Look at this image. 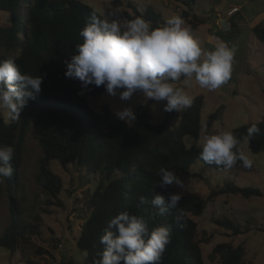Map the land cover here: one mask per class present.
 <instances>
[{
  "label": "trees",
  "instance_id": "1",
  "mask_svg": "<svg viewBox=\"0 0 264 264\" xmlns=\"http://www.w3.org/2000/svg\"><path fill=\"white\" fill-rule=\"evenodd\" d=\"M195 2L182 0L181 3L189 9ZM0 11L9 16L8 23H0V59L12 58L22 73L43 76L41 91L34 93L35 99L29 100L19 121L0 114V145L14 148L9 162L12 175L3 180L10 219L0 235V246L14 252L29 241L28 233H38L34 225L22 221L15 197L25 134L31 130L40 147L34 178L49 198L58 199L62 190L60 176L50 168L53 160L64 167L69 163L76 164L86 174L99 177L98 184L86 195L89 213L83 218L76 237V246L85 252L86 264H94L99 259L103 250L100 237L109 228L110 220L124 211L142 216L150 231L172 225L170 243L159 264H205L196 238L197 223L191 215L202 214L208 199L191 193L182 194L177 209H169L163 215H158L150 204L154 194L164 195L167 199L169 193H177L173 185L166 189L159 187L161 167L174 171L177 176H195L188 171L195 160L217 171L225 169L200 158L202 148L196 141L202 128L203 95L194 96L188 108L164 113L158 123L152 122L154 101L148 99L136 107V120L127 123L120 120L107 104L94 111L88 105V99L102 94L104 87L90 85L88 89H82L80 83L65 77L64 62L75 54V45L82 42L79 31L90 22V16L93 13L102 15L77 0H0ZM143 15L153 26L165 22L150 6L145 8ZM179 15L186 19L190 29L202 23L196 17L190 19L186 9ZM252 32L264 44V24L254 25ZM219 116L217 111L208 114L206 127H212ZM253 124L260 132L247 139L248 147L253 153L264 154V116L229 131L241 142ZM185 138L192 143L187 145ZM241 165L238 161L233 167ZM219 192L240 193L244 197L263 194L258 187H239L230 182ZM141 196L149 203L140 204ZM178 211L183 212V227L174 223ZM215 221L234 235L248 230L228 218ZM35 251L42 252V249L38 247ZM245 254L243 244L233 245L226 241L216 243L209 257L217 260L216 264H246ZM27 264L31 262L27 261Z\"/></svg>",
  "mask_w": 264,
  "mask_h": 264
},
{
  "label": "rangeland",
  "instance_id": "2",
  "mask_svg": "<svg viewBox=\"0 0 264 264\" xmlns=\"http://www.w3.org/2000/svg\"><path fill=\"white\" fill-rule=\"evenodd\" d=\"M77 1L101 15L115 12V16L108 18L118 20L121 25L136 16L145 19L143 12L147 6L159 12L164 21L186 9L190 19L196 17L202 21L191 29L202 49L213 50L215 41L210 42L209 37H216L235 49L231 78L220 88L209 91L201 88L195 80L185 83L184 78L174 82L175 87L184 88L191 98L198 94L204 97L202 128L196 141L198 145L205 134L229 131L246 122L259 121L264 116V44L254 37L251 30L252 25L264 24V0H196L189 9L181 3L182 0ZM232 5L239 7V12L230 20L224 16L227 8ZM184 21L189 27L186 19ZM8 22L9 16L0 11V23ZM146 100L140 92L135 93L129 101H121L119 96L111 97L104 91L95 98H89L88 105L94 111H99L101 105L107 104L114 112L131 106L135 112L136 107ZM162 108L163 102L152 103V122L158 123L163 119L165 112ZM213 111H217L220 116L208 128L205 125L206 117ZM0 114L8 116L6 109L0 108ZM185 142L187 145L192 143L188 138H185ZM239 150L253 160L251 168L241 165L217 171L195 160L188 170L195 176L178 175L185 188L182 190L173 185L177 193H191L208 199L202 214L191 215L197 223L196 238L205 264H216L217 260L209 257L211 248L218 242L226 241L245 246L246 264H264V154L251 152L247 139L240 142ZM39 155L38 141L32 131L28 130L18 169L19 187L15 197L22 221L34 225L38 233H28L29 241L22 243L14 252L0 246V264H27V261L31 264H86L85 252L76 246L75 238L83 218L89 213L86 195L98 184L99 177L97 174H86L76 164L69 163L64 167L53 160L50 168L60 176L62 190L58 199L49 198L34 178ZM228 182L239 187H258L263 194L244 197L240 193H220L219 189L224 188ZM7 195L3 182L0 186V235L10 219ZM223 218L232 220L241 228L247 227L248 230L234 235L215 221ZM38 247L42 252L35 251Z\"/></svg>",
  "mask_w": 264,
  "mask_h": 264
},
{
  "label": "clouds",
  "instance_id": "3",
  "mask_svg": "<svg viewBox=\"0 0 264 264\" xmlns=\"http://www.w3.org/2000/svg\"><path fill=\"white\" fill-rule=\"evenodd\" d=\"M115 14L93 13L90 22L79 31L82 42L75 45V54L64 62L65 77L80 81L82 89L103 86L109 96H119L121 101H129L140 92L148 100L163 102L162 111L171 113L192 104L184 88L174 86L181 78L185 83L195 80L209 91L230 80L235 49L216 37H209L210 42L215 41L213 50L202 49L180 15L153 26L141 16L121 25L118 20L108 18ZM42 82L41 75L22 73L14 59H0V108L7 110L12 121H19L29 100L35 99L34 93L41 91ZM115 115L126 123L136 120L131 106L117 110ZM259 132V127L253 124L247 129L246 139ZM239 143L232 131L205 134L200 142V158L225 169H231L238 161L244 168H251L253 160L238 149ZM13 154L12 146L0 145V183L12 175L9 162ZM158 175L161 189L171 185L185 188L174 171L161 167ZM181 199L182 192L169 193L167 199L154 194L150 204L158 215H163L169 209H177ZM139 201L149 203L142 196ZM182 220L183 212L178 211L175 226L183 227ZM171 232L172 225L150 231L142 216L120 212L100 237L103 250L94 264H159Z\"/></svg>",
  "mask_w": 264,
  "mask_h": 264
},
{
  "label": "built area",
  "instance_id": "4",
  "mask_svg": "<svg viewBox=\"0 0 264 264\" xmlns=\"http://www.w3.org/2000/svg\"><path fill=\"white\" fill-rule=\"evenodd\" d=\"M239 10V7H237V6H232V7H230L228 10H227V15L228 16H231L233 13H235V12H237ZM59 247H62V245L61 244H59Z\"/></svg>",
  "mask_w": 264,
  "mask_h": 264
},
{
  "label": "crops",
  "instance_id": "5",
  "mask_svg": "<svg viewBox=\"0 0 264 264\" xmlns=\"http://www.w3.org/2000/svg\"><path fill=\"white\" fill-rule=\"evenodd\" d=\"M232 6H234V5H232ZM232 6H230V7H232ZM230 7H228L227 10H228ZM238 12H239V10H238L237 12L233 13L231 16H228L227 13H226V15H225L224 17L227 18V19L230 18V20H232L233 17H234V15L237 14ZM230 20H229V21H230ZM232 22H233V21H232ZM253 26H254V25L251 26V30H252V27H253ZM73 228H74V224H73ZM79 229H80V226H79ZM75 239H76V238H75Z\"/></svg>",
  "mask_w": 264,
  "mask_h": 264
}]
</instances>
